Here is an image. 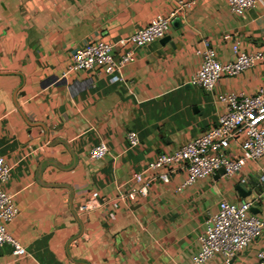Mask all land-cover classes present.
<instances>
[{"label":"crops","instance_id":"1","mask_svg":"<svg viewBox=\"0 0 264 264\" xmlns=\"http://www.w3.org/2000/svg\"><path fill=\"white\" fill-rule=\"evenodd\" d=\"M179 0H0V157L11 167L3 184L20 209L9 232L26 249H0V264H194L199 237L223 199L255 197L251 214L264 222V159L233 176L185 185L178 170L165 183L150 163L219 125L218 95H254L264 85V63L236 77L224 75L214 93L192 84L212 42L217 59H235L233 46L264 53V0L237 15L227 0H195L166 35L136 50L123 82L93 70L62 79L77 49L96 41L114 46L119 58L133 50L120 41ZM231 35L229 41L225 35ZM141 143L130 148L127 134ZM104 143L109 154L91 160ZM143 180L131 181L134 173ZM136 190L134 201L119 198ZM96 200L90 213L85 203ZM261 236L227 260L216 254L203 264H259Z\"/></svg>","mask_w":264,"mask_h":264},{"label":"built area","instance_id":"2","mask_svg":"<svg viewBox=\"0 0 264 264\" xmlns=\"http://www.w3.org/2000/svg\"><path fill=\"white\" fill-rule=\"evenodd\" d=\"M262 0H227L232 13L243 15ZM195 0H179L177 9L169 16L158 15L144 28L137 30L129 38L122 39L120 44L134 45V49L119 58L113 55L112 44L96 41L76 50L73 60L62 79L72 72L93 70L108 75L113 83L124 81L123 68L136 61V50L166 35L174 20L191 8ZM232 36L225 35L229 41ZM235 59L221 63L217 59L216 49L210 40L204 39L202 46L196 51L201 56L202 63L192 79V84L203 88L208 93H214L218 81L224 76L236 77L253 68L257 62L264 63V53L250 54L240 47L237 41L232 48ZM218 100L224 105L219 125L207 134L190 140L171 153H161L150 163L152 171H163L157 175L165 183L178 170H185L188 179L185 185L193 184L198 179L212 178L220 170H225L226 176L240 173L248 164H259L264 159V85L254 95L244 92L218 95ZM130 148H136L141 140L138 133L127 134ZM232 144L235 148L231 149ZM109 154V148L101 143L90 152L91 160H101ZM11 177V167L4 157H0V249L11 246L15 256H26V249L8 230L15 222L20 209L13 196L6 193L3 184ZM260 182L264 185V169H261ZM143 180L141 173H134L131 181L139 183ZM136 190L121 191V200L134 201ZM255 201V200H254ZM253 202L246 201L237 205L223 199L217 213L212 215L204 234L199 237L201 251L195 257L194 264H203L216 254H222L227 260L234 259L251 243L258 239L264 228V222L251 214ZM97 206L96 200L90 199L83 206L90 213ZM259 264H264V250L259 252Z\"/></svg>","mask_w":264,"mask_h":264},{"label":"water","instance_id":"3","mask_svg":"<svg viewBox=\"0 0 264 264\" xmlns=\"http://www.w3.org/2000/svg\"><path fill=\"white\" fill-rule=\"evenodd\" d=\"M178 23H179V20L174 21V24H178ZM225 174H226L225 170L222 169V170L219 171L217 176L225 175ZM238 189H239L240 193L242 194L243 198L245 199V201L247 203L253 202L256 199L255 197H252V192L251 191H246L245 188H242V187H238Z\"/></svg>","mask_w":264,"mask_h":264},{"label":"rangeland","instance_id":"4","mask_svg":"<svg viewBox=\"0 0 264 264\" xmlns=\"http://www.w3.org/2000/svg\"><path fill=\"white\" fill-rule=\"evenodd\" d=\"M234 148H235V144H232L231 149H234Z\"/></svg>","mask_w":264,"mask_h":264}]
</instances>
